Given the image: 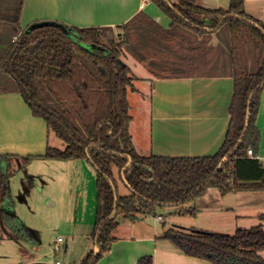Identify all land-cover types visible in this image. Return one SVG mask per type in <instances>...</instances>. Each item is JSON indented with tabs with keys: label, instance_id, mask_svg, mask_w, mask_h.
Here are the masks:
<instances>
[{
	"label": "trees",
	"instance_id": "obj_1",
	"mask_svg": "<svg viewBox=\"0 0 264 264\" xmlns=\"http://www.w3.org/2000/svg\"><path fill=\"white\" fill-rule=\"evenodd\" d=\"M151 1L171 19L169 29L141 12L116 28L53 22L29 31L32 25H21L25 0H0V44L5 47L0 95H20L32 115L65 143L64 149L48 146L42 158L85 161L96 171L94 248L82 264L104 258L120 219L137 223L158 218L166 208L195 217L192 205L210 189L223 196L264 192L263 161L248 155L252 149L257 156L261 143L257 120L264 91V23L247 14L246 0H230L228 9L206 8L196 0ZM225 25L231 34L234 95L223 146L207 157L141 155L130 132L128 97L137 91L138 78L123 58L143 63L158 57L152 62L162 71L153 72L157 78L209 76L211 39ZM34 158L0 153V241L31 238L14 212L9 181L15 162L29 164ZM115 169L129 195H120ZM161 239L212 264H264L262 226L233 235L176 226ZM137 264H154V257L144 256Z\"/></svg>",
	"mask_w": 264,
	"mask_h": 264
},
{
	"label": "crops",
	"instance_id": "obj_2",
	"mask_svg": "<svg viewBox=\"0 0 264 264\" xmlns=\"http://www.w3.org/2000/svg\"><path fill=\"white\" fill-rule=\"evenodd\" d=\"M196 1L211 9H228L230 5V0ZM245 9L249 16L264 23V0H246ZM141 12L164 29L170 28L171 19L151 0H25L21 25L25 29L39 22H58L76 28H116ZM4 48L0 44V57ZM211 48L214 47L211 45ZM127 63L137 81L146 86L147 94H142V101L147 97L146 101L149 102L148 111L138 123L137 139L131 132L135 148L141 155L207 157L220 150L230 126V106L234 95V79L228 60L223 58L220 69L217 72L210 70L209 76L182 79L153 77V72L148 73L143 63L135 59ZM136 89L140 90L137 86ZM132 118L133 124L135 119ZM257 127L261 134L257 156L264 161V91ZM51 139L52 133H49L46 123L32 115L20 95H0L1 154L35 157L31 163L49 161L58 163L56 165L60 167H82L81 161L42 158L48 146H51ZM195 208L197 214L193 217L194 222L172 221L173 227L226 235L258 226L264 229V220L261 219L264 215V192L223 196L219 190L210 189L197 201ZM159 217L161 220L146 218L137 223L120 219L113 233L115 242L98 264H137L140 258L147 255L154 257V264H212L188 257L172 242L161 239L165 230L172 227L167 226L164 216ZM92 231L88 229L84 235L90 237ZM260 255L264 258V250Z\"/></svg>",
	"mask_w": 264,
	"mask_h": 264
},
{
	"label": "rangeland",
	"instance_id": "obj_3",
	"mask_svg": "<svg viewBox=\"0 0 264 264\" xmlns=\"http://www.w3.org/2000/svg\"><path fill=\"white\" fill-rule=\"evenodd\" d=\"M132 39L136 41L134 35ZM211 41L214 48L210 54V70L217 72L223 58L230 65L231 34L228 26L214 34ZM144 52L153 57L151 51L147 52L146 49ZM153 58L159 60L158 57ZM153 58L143 62V65L148 73H162L152 64ZM123 59L126 62L134 60L131 56ZM136 72L139 74V71ZM135 85L140 90L130 92L128 97L130 115L135 119L130 132L137 139L138 123L148 111L149 102L145 96L146 100L142 101V94H147L146 86L138 81ZM51 146L64 149L65 143L52 134ZM56 164L34 161L29 164L15 162L11 166L9 188L13 209L20 225L31 238L11 240L6 237L1 240L0 264H82L91 251L89 249L94 248L91 237L84 233L88 229L94 230L96 220V171L85 161H81L82 167L78 169L75 165L60 167ZM114 172L120 195H129L131 191L120 179L118 170ZM196 203L192 206H196ZM176 211V208L161 211L160 215L166 218L167 226L173 227L172 221L194 222L192 216L176 217ZM59 238L63 241L59 242Z\"/></svg>",
	"mask_w": 264,
	"mask_h": 264
},
{
	"label": "water",
	"instance_id": "obj_4",
	"mask_svg": "<svg viewBox=\"0 0 264 264\" xmlns=\"http://www.w3.org/2000/svg\"><path fill=\"white\" fill-rule=\"evenodd\" d=\"M53 24H54L53 22H39V23L33 24L29 28V31H32V30L38 29V28H42V27H45V26L53 25Z\"/></svg>",
	"mask_w": 264,
	"mask_h": 264
},
{
	"label": "built area",
	"instance_id": "obj_5",
	"mask_svg": "<svg viewBox=\"0 0 264 264\" xmlns=\"http://www.w3.org/2000/svg\"><path fill=\"white\" fill-rule=\"evenodd\" d=\"M248 155H249L250 157H256V158L260 159L258 156H256V155L254 154V152H253L252 149H249V150H248ZM263 165H264V161H263ZM158 219L161 220V217H158ZM58 241H59V242H62L63 240H62V238H59ZM57 264H59V263H57Z\"/></svg>",
	"mask_w": 264,
	"mask_h": 264
}]
</instances>
